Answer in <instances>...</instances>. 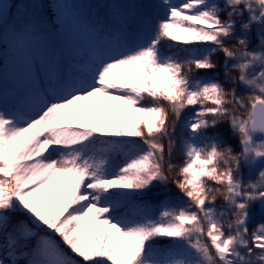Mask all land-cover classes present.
Here are the masks:
<instances>
[{"label":"snow or ice","instance_id":"6c2138e0","mask_svg":"<svg viewBox=\"0 0 264 264\" xmlns=\"http://www.w3.org/2000/svg\"><path fill=\"white\" fill-rule=\"evenodd\" d=\"M0 56V264H264V0H0Z\"/></svg>","mask_w":264,"mask_h":264},{"label":"rangeland","instance_id":"374dc122","mask_svg":"<svg viewBox=\"0 0 264 264\" xmlns=\"http://www.w3.org/2000/svg\"><path fill=\"white\" fill-rule=\"evenodd\" d=\"M83 0H69L70 4L81 5ZM111 3L115 2V0H110ZM109 3V0H106L104 4ZM84 4V3H83ZM74 46H78L77 42ZM61 50L67 52V49L61 39L53 33L51 36L47 38V40L36 49L34 55L41 60V62L50 60L52 56L58 54ZM27 73V69L23 63L19 61V59L15 56H8L5 63L0 65V86L3 85H13L22 83L25 79ZM107 103H111L115 106V110L112 112H108L106 110L105 105ZM126 105L121 106L117 101H103L98 105L99 111L102 113H106L108 116L115 115L118 118L119 123L124 124L125 126H130L129 122L126 121L125 116H122L121 113L125 112ZM188 110L185 111V113ZM192 113V110L189 111ZM87 122L92 124L96 120L97 117L93 116L91 113H87ZM253 180L256 179L257 173L253 171L251 173ZM132 207L129 208V214Z\"/></svg>","mask_w":264,"mask_h":264},{"label":"trees","instance_id":"16d2710c","mask_svg":"<svg viewBox=\"0 0 264 264\" xmlns=\"http://www.w3.org/2000/svg\"><path fill=\"white\" fill-rule=\"evenodd\" d=\"M5 2L8 3V4H11V0H5ZM179 2H180V0H173V3H179ZM86 4H87V0H86ZM103 6H104L103 5V0H93L92 3H91V10L95 14V13L101 11L103 9ZM55 7H56V5L53 4V11H55ZM221 18L222 19H226L227 18L226 17V14L225 13H221ZM176 34L179 35V33H176ZM59 36L64 40L65 44L68 47L69 46V38L66 37V36H64V35H59ZM74 43L75 42L73 41L72 44L74 45ZM169 44L170 45H177V46L183 47V45L181 44L180 41H169ZM256 44H257V41L255 39V30H254V32H253V42H252V45H250V47H255ZM175 50H176V48H173V51H175ZM4 57L5 56H0V64H3L4 63V59H5ZM213 60L216 61V62H218V68H217L216 71H220L221 77H222L223 71H222V68H220V63L223 61V54L222 53L213 54ZM198 75H207L208 77H213V72H208L206 74H204V73H198ZM233 75H236V73H233ZM186 110H188V112H186V113L183 114L184 117L190 116L189 111L192 110V109L189 108V109H186ZM125 112L127 113V116H125V119H126V121L129 122V119L133 115L132 109L129 106L126 105ZM103 115H104V117L106 119H109L110 121L114 117L115 120L117 122H119L118 121V118L115 115L108 116L106 113H103ZM141 118H143V116H141ZM98 124H99V119L96 118V120L93 123V126H96ZM122 125H124V124H122ZM221 130L222 131L223 130H227V123L226 122L222 124ZM232 143L235 144L236 141L233 140ZM165 145H167V141L166 140H165ZM180 162H181V157L179 155H177L176 159L173 160V163L178 164ZM161 191H163L165 193L174 194V195H169L167 197L160 196L159 198H155V197H147V198H145L147 200L148 204H149V207L151 209L153 218H157V219L159 218L160 203L163 200H165V199H177L181 195L179 193V190L175 187L174 184H170L166 188L165 187H162L161 188ZM223 204H224L223 199L221 197H218L217 201L215 202V207H216L217 211H220L221 210V207H222ZM135 211H136V209L135 208H132L130 210V215H131L132 212H135ZM165 244H166V241H162L160 243L159 248L161 249V251H163L165 249Z\"/></svg>","mask_w":264,"mask_h":264},{"label":"flooded vegetation","instance_id":"af4514ba","mask_svg":"<svg viewBox=\"0 0 264 264\" xmlns=\"http://www.w3.org/2000/svg\"><path fill=\"white\" fill-rule=\"evenodd\" d=\"M255 220L251 221L250 224H249V227L252 225V223H254Z\"/></svg>","mask_w":264,"mask_h":264}]
</instances>
